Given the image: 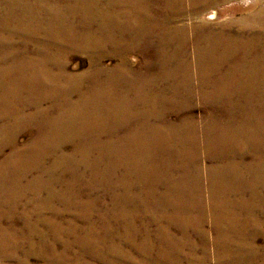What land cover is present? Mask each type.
I'll use <instances>...</instances> for the list:
<instances>
[{
	"label": "bare ground",
	"instance_id": "1",
	"mask_svg": "<svg viewBox=\"0 0 264 264\" xmlns=\"http://www.w3.org/2000/svg\"><path fill=\"white\" fill-rule=\"evenodd\" d=\"M225 2L0 0V264H264V6Z\"/></svg>",
	"mask_w": 264,
	"mask_h": 264
},
{
	"label": "rangeland",
	"instance_id": "2",
	"mask_svg": "<svg viewBox=\"0 0 264 264\" xmlns=\"http://www.w3.org/2000/svg\"><path fill=\"white\" fill-rule=\"evenodd\" d=\"M261 6H264V0H228V2L218 4L216 6H211L210 8H208V10H210V9H214L215 7H219L220 11H221V15L219 17H214L212 19H209L208 21H210V22L229 21V20H233V19H239V18L245 17V16L250 17V16H253ZM30 49L32 50L31 47H30ZM135 56L137 57L136 54H135ZM106 63L107 64H114L115 60L114 59H108V60H106ZM66 65H67V69L71 72H76V71L81 72L87 68V58H86L85 54L73 53L70 55L69 60H68ZM196 106L197 107H195L193 109V113L195 114V116L198 120H201L202 115H203V111L200 109H201L202 105L197 103ZM30 137H31V130L26 129L24 131V133H22L18 137V141L20 144H24L30 139ZM9 152H10V148L8 146H6L4 153L0 154V160L3 159L4 156H6ZM53 205L57 207V206H59V203L57 201H54ZM3 227H5L7 229H11V230L16 231V232H19V230L22 229L23 225L21 224L19 219L16 216H14L13 221L10 223H8L5 219L0 220V228H3ZM261 242H262L261 239H259L258 243L261 244ZM27 249H28L27 245H25L24 248H22L23 251L27 250ZM23 251H20L18 253V258L23 257V255H24V254H22ZM27 259H28V264H44L43 258L36 256V255L30 254L27 257ZM5 264H17V262L15 260H13V261L8 260L5 262ZM253 264H258V263H253Z\"/></svg>",
	"mask_w": 264,
	"mask_h": 264
}]
</instances>
